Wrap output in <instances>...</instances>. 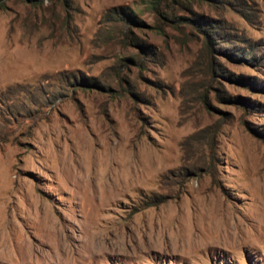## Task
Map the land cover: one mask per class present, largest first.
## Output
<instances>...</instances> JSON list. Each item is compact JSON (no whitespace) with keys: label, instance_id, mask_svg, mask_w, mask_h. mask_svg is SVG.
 Returning <instances> with one entry per match:
<instances>
[{"label":"rangeland","instance_id":"374dc122","mask_svg":"<svg viewBox=\"0 0 264 264\" xmlns=\"http://www.w3.org/2000/svg\"><path fill=\"white\" fill-rule=\"evenodd\" d=\"M182 1L0 0V264H264V0Z\"/></svg>","mask_w":264,"mask_h":264},{"label":"trees","instance_id":"16d2710c","mask_svg":"<svg viewBox=\"0 0 264 264\" xmlns=\"http://www.w3.org/2000/svg\"><path fill=\"white\" fill-rule=\"evenodd\" d=\"M68 1H71V0H63V2H64V5H66L67 4V2ZM169 1H172V3H179L180 4V6L181 5H183V3H185V2H183L182 0H152V6H153V8L155 9V11L156 12H158V13H164V9L162 8V2L163 3H165V4H168L169 3ZM210 4H213V3H215V2H217L218 0H207ZM219 1H221V2H223V3H229V1L230 0H219ZM186 5V4H185ZM165 6V5H164ZM187 6V9L190 7V6H188V5H186ZM182 7V6H181ZM120 8H123V7H121L120 6ZM124 9V8H123ZM191 11H193V9L192 8H189ZM126 10V9H125ZM124 10V11H125ZM126 15H127V19L128 20H131V21H136L137 22V18H136V16H135V14H134V12H132V10L131 9H129V10H126V12H124ZM196 16L197 17H195V18H192V19H195L194 21H196V23L197 24H203V22H202V20L200 19L199 20V15H197L196 14ZM178 17H180L181 19H184V18H186V19H191V18H189L190 16L188 15V14H178ZM181 21H184V20H181ZM184 22H188V20H186V21H184ZM204 23H206V24H208V25H210L211 26V28H208L207 26L204 28V34H203V47H202V49H201V53L203 54V56L204 57H206V54H208L209 55V61H208V64L206 65V69H208V70H210L213 74L211 75V79L214 77V71H215V69H216V65L218 64L219 65V63H221V61L220 60H218V63L216 62V59H215V57H214V54H213V51H212V48H214V40L216 39V37H218V35H220L219 34V31H218V29L216 28L217 26H216V24H214L213 22H206V20H205V22ZM214 25V26H213ZM213 27H215V28H213ZM208 67V68H207ZM219 68V67H218ZM210 72V73H211ZM59 74H62L61 76H62V80H63V83L65 84V85H71V83H73V85H75V86H82V87H87V86H89V87H91V86H93V87H99L100 85H102L100 82H99V80H97V79H93V78H88V77H86V76H80L79 77V81H78V79H76L77 78V76L74 74H66V73H59ZM71 79V80H70ZM214 79H216V78H213V80ZM219 87V86H218ZM222 87L220 86V88H219V90L221 89ZM224 89V88H223ZM128 91H130V90H128ZM218 95L221 97H223V98H229L230 99V97L229 96H224V95H220V93H218ZM37 101V100H36ZM39 101V100H38ZM205 102L207 103V99L205 100ZM37 103V102H36ZM209 130H210V128H209V126H206V127H204V128H202V129H200L197 133H200V134H203V135H206L208 132H209ZM212 134H214V133H212ZM190 137H192L191 135H190ZM211 140L213 141V137H212V135H211ZM209 158H211L212 159V154L211 155H209ZM205 167L206 166H208L207 165V163L205 162ZM207 168V167H206ZM163 197H164V195H162V194H160L159 196H157V197H153L152 198V200L148 203V205L149 204H155V203H157V202H159V201H162L163 200Z\"/></svg>","mask_w":264,"mask_h":264}]
</instances>
